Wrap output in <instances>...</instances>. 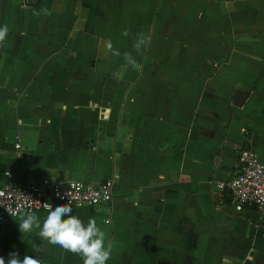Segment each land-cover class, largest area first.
I'll use <instances>...</instances> for the list:
<instances>
[{
	"label": "crops",
	"instance_id": "1",
	"mask_svg": "<svg viewBox=\"0 0 264 264\" xmlns=\"http://www.w3.org/2000/svg\"><path fill=\"white\" fill-rule=\"evenodd\" d=\"M3 25L0 186L111 181L109 203L72 207L111 241L106 264H232L235 242L241 264H264V218L212 189L235 173V147L264 162V0H0ZM19 217L0 229L5 264L11 252L83 264L39 228L27 247Z\"/></svg>",
	"mask_w": 264,
	"mask_h": 264
},
{
	"label": "built area",
	"instance_id": "2",
	"mask_svg": "<svg viewBox=\"0 0 264 264\" xmlns=\"http://www.w3.org/2000/svg\"><path fill=\"white\" fill-rule=\"evenodd\" d=\"M14 147L18 149V145ZM234 151L235 173L224 181L213 182L215 198L221 203L223 197H228L234 211L251 208L264 218V162L241 145L235 147ZM4 175L10 177L9 173ZM112 187L111 181L95 186L76 180L56 182L45 178L0 186V229L5 221L18 217L21 209L35 214L47 213L45 203H50L53 208L68 203L72 207L106 205L111 200ZM253 226L258 227L256 223ZM261 237L264 238V233Z\"/></svg>",
	"mask_w": 264,
	"mask_h": 264
},
{
	"label": "clouds",
	"instance_id": "3",
	"mask_svg": "<svg viewBox=\"0 0 264 264\" xmlns=\"http://www.w3.org/2000/svg\"><path fill=\"white\" fill-rule=\"evenodd\" d=\"M34 14L39 13L34 12ZM8 31L7 25L0 26V47L4 45ZM123 35L127 36L128 32L125 31ZM149 42V38L141 35L133 47L137 53H140ZM108 50L115 57L121 56V52L113 48L111 42L108 43ZM123 59L128 65L136 66V59L131 53H123ZM44 206L47 215L43 218L42 224L35 212L21 209L18 226L22 234L31 233L34 228H39V237L48 244L79 255L83 264H106L111 258L113 245L111 241L106 244V234L98 226L95 218H89L85 224L77 215L72 214L73 208L70 203L56 205L54 208L50 203H45ZM0 264H5L3 257H0ZM7 264H43V261L35 255H24L21 259L17 252H11Z\"/></svg>",
	"mask_w": 264,
	"mask_h": 264
},
{
	"label": "rangeland",
	"instance_id": "4",
	"mask_svg": "<svg viewBox=\"0 0 264 264\" xmlns=\"http://www.w3.org/2000/svg\"><path fill=\"white\" fill-rule=\"evenodd\" d=\"M256 104H260V105H264V95L263 94H257L256 96ZM255 223H251L249 222L248 225L253 229L255 230V227L253 226ZM254 232V231H253ZM257 238L261 239L262 241H264V238L261 237V234L259 235H256L254 234ZM36 234H23V235H20V237H24L26 239V244H27V247L30 245V243H32V238L35 237ZM209 241L205 240L204 244H207ZM212 242V241H211ZM234 245V249H232V253H235V254H232L234 255L233 257L231 258H221V261H226V262H232V264H241V262L243 260L247 261V259H245V256L244 255H247V252L246 253H243L242 256H240V254H236V253H240L238 250H242V246L238 243V242H235V243H232ZM4 250V249H3ZM5 252V250H4ZM219 252L220 254H225L223 248L219 247ZM241 261V262H240ZM251 260L248 259V263L250 262Z\"/></svg>",
	"mask_w": 264,
	"mask_h": 264
},
{
	"label": "water",
	"instance_id": "5",
	"mask_svg": "<svg viewBox=\"0 0 264 264\" xmlns=\"http://www.w3.org/2000/svg\"><path fill=\"white\" fill-rule=\"evenodd\" d=\"M137 64V63H136ZM137 74V65L135 67L129 66L126 67L120 77L121 80L125 82H132ZM248 97V92L236 90L233 93L232 101L235 107H240L245 99ZM105 181L100 182V185H103Z\"/></svg>",
	"mask_w": 264,
	"mask_h": 264
},
{
	"label": "trees",
	"instance_id": "6",
	"mask_svg": "<svg viewBox=\"0 0 264 264\" xmlns=\"http://www.w3.org/2000/svg\"><path fill=\"white\" fill-rule=\"evenodd\" d=\"M224 200H225V201H227V200H228V197H227V198L225 197V199H224Z\"/></svg>",
	"mask_w": 264,
	"mask_h": 264
}]
</instances>
